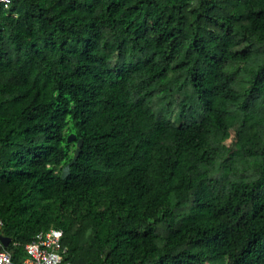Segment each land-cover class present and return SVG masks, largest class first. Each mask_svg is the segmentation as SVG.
Listing matches in <instances>:
<instances>
[{
    "label": "trees",
    "instance_id": "obj_1",
    "mask_svg": "<svg viewBox=\"0 0 264 264\" xmlns=\"http://www.w3.org/2000/svg\"><path fill=\"white\" fill-rule=\"evenodd\" d=\"M0 221L73 264H264V0L0 11Z\"/></svg>",
    "mask_w": 264,
    "mask_h": 264
},
{
    "label": "built area",
    "instance_id": "obj_2",
    "mask_svg": "<svg viewBox=\"0 0 264 264\" xmlns=\"http://www.w3.org/2000/svg\"><path fill=\"white\" fill-rule=\"evenodd\" d=\"M13 1L0 0V11L9 9ZM63 238L62 230L52 228L38 233L22 248L12 240L8 247H4L0 237V264H73L67 259L68 249L63 245Z\"/></svg>",
    "mask_w": 264,
    "mask_h": 264
},
{
    "label": "water",
    "instance_id": "obj_3",
    "mask_svg": "<svg viewBox=\"0 0 264 264\" xmlns=\"http://www.w3.org/2000/svg\"><path fill=\"white\" fill-rule=\"evenodd\" d=\"M76 139H77V136L74 135V134H72V135L69 136L68 142L69 143H72ZM82 147H83V140L80 139L77 142L76 150H75V154H74L73 160L68 165H66L65 168L62 171V174H61L62 179H66L71 174V166L74 165L77 162L79 156L81 155ZM1 241H2V243L4 245V247H8L9 244H10V242H11V239L10 238H7V237H1Z\"/></svg>",
    "mask_w": 264,
    "mask_h": 264
}]
</instances>
